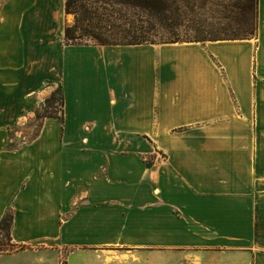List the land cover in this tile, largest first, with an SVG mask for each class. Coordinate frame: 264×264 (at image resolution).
Returning <instances> with one entry per match:
<instances>
[{"label":"crops","instance_id":"crops-1","mask_svg":"<svg viewBox=\"0 0 264 264\" xmlns=\"http://www.w3.org/2000/svg\"><path fill=\"white\" fill-rule=\"evenodd\" d=\"M256 15L248 37L66 44L64 0H0L11 242L52 222L66 264H264V0ZM56 83L61 118L9 144Z\"/></svg>","mask_w":264,"mask_h":264},{"label":"rangeland","instance_id":"rangeland-1","mask_svg":"<svg viewBox=\"0 0 264 264\" xmlns=\"http://www.w3.org/2000/svg\"><path fill=\"white\" fill-rule=\"evenodd\" d=\"M84 3V0H81L78 5ZM175 5L180 23L175 27L174 35L166 33V40L176 38L179 41H204L241 38L252 36L255 33L256 0H179ZM66 14L68 20L65 22V26L74 22V14L71 12ZM95 20L100 22V18ZM77 41L94 44L128 42L126 39L102 40L99 42L91 36H82ZM59 87V83L53 85V98L46 101L45 99L50 94L47 95L41 106L37 107L23 124L9 127V144L14 146L30 140L39 131L41 119L46 117L44 115H60L61 91ZM8 209L12 213V206L6 208V210ZM65 216L66 214H62V219ZM52 225V222L31 223V231L28 234L27 231H19L24 239L16 243H12L5 232L0 230V264H66L65 249L57 250L55 242H52L49 237ZM56 250L61 255L57 263L51 261L52 253H55Z\"/></svg>","mask_w":264,"mask_h":264},{"label":"trees","instance_id":"trees-1","mask_svg":"<svg viewBox=\"0 0 264 264\" xmlns=\"http://www.w3.org/2000/svg\"><path fill=\"white\" fill-rule=\"evenodd\" d=\"M79 1L81 0H65V12L74 14V22L64 28L66 44H86L87 42L77 41L82 36H91L99 42L128 40L126 43L109 44L179 41L176 38L166 40V33L174 35V29L180 23L175 5L179 0H84V4L78 5ZM96 18H100V22ZM53 93L52 91L45 100L53 98ZM60 105V115L54 117L62 116V94ZM11 221L12 213L8 209L0 219V230L9 238Z\"/></svg>","mask_w":264,"mask_h":264}]
</instances>
